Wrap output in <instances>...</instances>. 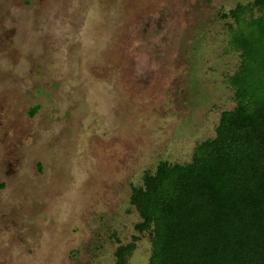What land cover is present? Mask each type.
Masks as SVG:
<instances>
[{"label": "rangeland", "instance_id": "1", "mask_svg": "<svg viewBox=\"0 0 264 264\" xmlns=\"http://www.w3.org/2000/svg\"><path fill=\"white\" fill-rule=\"evenodd\" d=\"M254 1L0 0V264H149L132 189L216 136Z\"/></svg>", "mask_w": 264, "mask_h": 264}, {"label": "trees", "instance_id": "2", "mask_svg": "<svg viewBox=\"0 0 264 264\" xmlns=\"http://www.w3.org/2000/svg\"><path fill=\"white\" fill-rule=\"evenodd\" d=\"M221 17L240 56L225 79L235 106L189 162L161 161L132 189L149 264H264V0ZM136 240L116 250V264H130Z\"/></svg>", "mask_w": 264, "mask_h": 264}]
</instances>
